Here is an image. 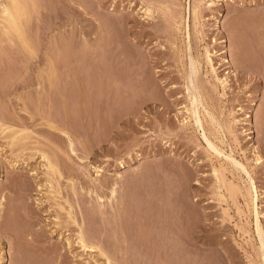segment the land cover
Listing matches in <instances>:
<instances>
[{
    "label": "rangeland",
    "instance_id": "1",
    "mask_svg": "<svg viewBox=\"0 0 264 264\" xmlns=\"http://www.w3.org/2000/svg\"><path fill=\"white\" fill-rule=\"evenodd\" d=\"M33 1L0 27V264H263L264 0Z\"/></svg>",
    "mask_w": 264,
    "mask_h": 264
},
{
    "label": "bare ground",
    "instance_id": "2",
    "mask_svg": "<svg viewBox=\"0 0 264 264\" xmlns=\"http://www.w3.org/2000/svg\"><path fill=\"white\" fill-rule=\"evenodd\" d=\"M23 1V0H22ZM31 1H33V0H31ZM34 1H36V0H34ZM34 1L32 2V3H34ZM6 2L7 3H5V1H4V3L5 4H3V8H2V11L0 12L1 14H0V27H1V29H2V31H3V33L4 34H8L10 31H13V33H14V31H15V33L17 32H19L20 31V28H23L22 27V25L21 24H23V22L21 23V21H22V19H23V15H24V11H25V7L23 6L24 5V2H23V4L20 2V0H6ZM27 2V1H26ZM29 3V2H28ZM213 3V2H212ZM26 6H28V5H26ZM31 7V6H30ZM27 10V9H26ZM26 12V11H25ZM23 13V14H22ZM25 15H26V13H25ZM23 16V17H22ZM27 16H28V14H27ZM25 18V17H24ZM25 20V19H24ZM27 20H28V18H27ZM187 21V20H186ZM186 21H184V22H186ZM25 25V24H24ZM25 28V27H24ZM186 29H187V39H188V41H189V39H191L190 38V24H189V22L187 23V26H186ZM25 30V29H24ZM2 31H0L1 33V35H2ZM22 32H24L23 30H22ZM17 33H16V37H19V34L21 33V31H20V33L18 34V36H17ZM0 35V36H1ZM9 35V34H8ZM7 35V36H8ZM21 35L22 34H20V37L19 38H21ZM5 36V35H4ZM10 36H12V33L10 32ZM9 37V36H8ZM14 37V36H13ZM15 37V38H16ZM23 37V36H22ZM25 37V36H24ZM27 37V36H26ZM8 40V39H7ZM6 40V41H7ZM23 41H24V39H22ZM22 40H20V41H22ZM28 39L26 38V41H27ZM2 41V40H1ZM3 41H5L4 39H3ZM10 41V38H9V40H8V42ZM19 41V40H18ZM13 42V41H12ZM11 42V43H12ZM27 42H29V41H27ZM32 43V42H31ZM31 43H29V44H31ZM189 43V42H188ZM1 44V43H0ZM24 44H25V42H24ZM27 46H28V44H26ZM32 45V44H31ZM6 47V46H5ZM23 47H26V46H24L23 45ZM32 47V46H31ZM34 47V46H33ZM238 48V47H237ZM25 49V48H24ZM28 49V48H27ZM33 49V48H32ZM240 49V48H239ZM31 50V49H30ZM244 50V49H243ZM32 52V51H31ZM239 54V53H238ZM244 55V54H243ZM200 59V58H199ZM228 64V63H227ZM190 69H191V76H190V79H191V77H197L198 76V73H199V70H200V67H201V61H198V59H191V61H190ZM215 68V67H214ZM201 74V73H200ZM220 79V78H219ZM192 87V86H191ZM189 89H191V88H189ZM194 89V91H191V90H189L190 91V98H191V108H190V110H189V113H190V116H191V119H193L194 121H195V123H196V125H198L200 128H202V130L204 131V134H203V137H204V139H205V141L207 142V145H208V148L209 149H211L214 153L216 152V153H219V154H222V151L219 149V146H217V142L216 141H214L212 138L210 139L207 135H206V131H205V127H204V118H203V112H201V110L203 111L204 110V112H205V114L204 115H206V116H209V118L211 119V121L213 122V124L215 125V124H217L216 123V119L213 117V114L211 115V113L210 112H208L207 111V107L205 106V103H204V97L202 96V94H201V90H199V88H193ZM1 119V118H0ZM261 119V118H260ZM215 122V123H214ZM218 122V124H217V126L216 127H218V130H217V132L219 133L220 132V130L219 129H221L222 131L224 130V129H222V125L221 124H219V121H217ZM259 124H261V123H259ZM3 124L1 123V125L0 126H2ZM4 128L2 129V128H0V129H2V133H5V134H9V133H11L10 135H7L8 137L7 138H9V139H11V141L13 142V143H17V142H21V141H19L20 139H19V134H21L22 132H20V131H16L15 132V128H11V127H5V126H3ZM215 127V128H216ZM224 127V126H223ZM1 131V130H0ZM221 133V132H220ZM65 134V133H64ZM67 135V134H66ZM221 135H224V134H221ZM3 138H5V136H3ZM26 138V137H25ZM70 138V137H69ZM68 138V139H69ZM223 138V137H222ZM72 139V138H71ZM219 139V138H218ZM10 141V140H9ZM72 141V140H71ZM223 141V143H224V139L222 140ZM73 143H71L70 145H72ZM225 144V143H224ZM222 145V144H221ZM13 146V145H12ZM225 146V145H224ZM72 148H73V145H72ZM231 148V147H230ZM232 150V149H231ZM38 152H40V151H38ZM73 152H74V150H73ZM233 152V151H232ZM213 153V154H214ZM28 154V153H27ZM218 154V155H219ZM230 156H232V155H230ZM230 156H226V157H228L227 159H229L230 161H231V164L233 165V167H235V168H240L241 170H242V172L243 173H245L246 175H248L249 177L251 176L250 175V172H249V170L247 169V167L245 166V165H243L242 163H239L238 161H236L235 159H233L232 157H230ZM51 159V158H50ZM229 161V162H230ZM51 162H52V160H51ZM51 162H49V168H50V170L52 171V173H57V170L55 169V166L53 165V163H51ZM99 173L101 172V170L100 171H98ZM248 177V178H249ZM251 178V177H250ZM54 179V178H53ZM55 180V179H54ZM51 182H53V181H51ZM17 183V182H16ZM19 183V182H18ZM251 183H252V185H253V191H255V193H254V195H255V197H254V199L253 198H251V199H253L252 200V204H251V207H252V212H253V214L255 215V232H256V234H257V237H258V241H259V247H260V254H261V261H262V263L264 264V227H263V225H262V222H261V220H260V211H259V196H258V191H256L257 190V188H255V185H254V182H253V180L251 181ZM24 184H26V183H24ZM24 184H22V185H24ZM115 185H117V184H115ZM29 186V185H28ZM117 186H114V188L112 189V200L114 201V199L115 198H117V194H118V188H116ZM21 188H22V186H21ZM23 188H25V186L23 187ZM29 188V187H28ZM250 188V187H249ZM27 189V188H26ZM28 191V190H27ZM30 191V190H29ZM50 191V190H49ZM251 197V196H250ZM114 198V199H113ZM6 199H8V198H6V197H2L1 198V201H0V211H3V206H4V201L3 200H6ZM99 199H101L102 200V198H99ZM111 200V199H110ZM6 202V201H5ZM57 202V201H56ZM112 203V202H111ZM61 204V203H60ZM113 205V204H112ZM8 206V205H7ZM70 208V207H69ZM11 210V209H10ZM115 210V209H114ZM58 212V211H57ZM10 213V212H9ZM14 213H15V211H14ZM7 214V213H6ZM19 215V214H18ZM9 217V216H8ZM19 217V216H18ZM75 217V216H74ZM3 218H5V216L3 217ZM10 218V217H9ZM32 218V217H31ZM7 221V220H6ZM8 221H10V220H8ZM16 221H18V220H16ZM15 222V221H14ZM1 223V222H0ZM6 223V222H5ZM3 224V223H2ZM1 224V225H2ZM11 224V223H10ZM15 225V224H14ZM5 227V226H4ZM81 227V226H80ZM13 228V227H12ZM11 228V229H12ZM2 230V229H1ZM7 230V229H6ZM26 230V229H25ZM14 231V230H13ZM82 231V230H81ZM16 232V231H15ZM20 232V231H19ZM10 233V232H9ZM15 234H17V233H15ZM20 234V233H19ZM19 234H17L18 236L17 237H19ZM22 234V233H21ZM21 237V236H20ZM89 237V236H88ZM78 238H79V240H80V242H81V246H83V247H85V248H88V247H90L91 248V250L92 249H98V247L100 248V246H98L97 244V246L96 245H94V244H92V245H87L88 243H87V239L88 238H86L85 237V234H84V232H82V233H80V235L78 236ZM20 240V239H19ZM18 240V241H19ZM19 243V242H18ZM34 243V242H33ZM19 245V244H18ZM24 245V244H23ZM22 246V245H21ZM20 249H22V248H20ZM101 249V248H100ZM102 250V249H101ZM100 250V251H101ZM18 251V250H17ZM103 251V250H102ZM53 253V252H52ZM102 255H103V253H101ZM48 255V254H47ZM104 255L107 257V255H106V253H104ZM20 257V256H19ZM109 257V256H108ZM50 258V257H49ZM54 259V258H53ZM2 260V259H1ZM109 261H111L110 260V258L108 259ZM107 260V261H108ZM50 261V260H49ZM54 261V260H53ZM112 263L111 264H120L119 263V261H118V263L115 261H111ZM37 263V262H36ZM40 263V262H39ZM46 263V262H45ZM48 263V262H47Z\"/></svg>",
    "mask_w": 264,
    "mask_h": 264
}]
</instances>
